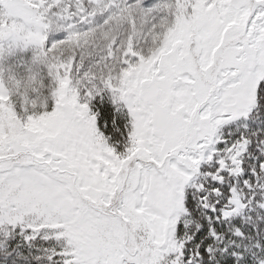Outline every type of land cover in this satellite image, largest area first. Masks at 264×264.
Returning a JSON list of instances; mask_svg holds the SVG:
<instances>
[{
    "label": "snow or ice",
    "instance_id": "obj_1",
    "mask_svg": "<svg viewBox=\"0 0 264 264\" xmlns=\"http://www.w3.org/2000/svg\"><path fill=\"white\" fill-rule=\"evenodd\" d=\"M28 48L0 264H264V0H0V58Z\"/></svg>",
    "mask_w": 264,
    "mask_h": 264
},
{
    "label": "rangeland",
    "instance_id": "obj_2",
    "mask_svg": "<svg viewBox=\"0 0 264 264\" xmlns=\"http://www.w3.org/2000/svg\"><path fill=\"white\" fill-rule=\"evenodd\" d=\"M5 48H7V45H5ZM36 51L32 48L19 50L17 49L14 53L8 54L7 51H5L2 58H0V66H3L4 68H8L10 66H15V72L17 73V79H23L26 78L30 73L28 71L29 68L32 69V73L35 74L37 72V69L32 65V60L36 55ZM37 80L40 82V84L43 85L41 88V93H46L48 87L51 84L50 77L48 76V70L47 68L41 66L39 68V74L37 75ZM5 79H7V75H5ZM37 93H29L30 98L36 99ZM42 98V97H41Z\"/></svg>",
    "mask_w": 264,
    "mask_h": 264
}]
</instances>
